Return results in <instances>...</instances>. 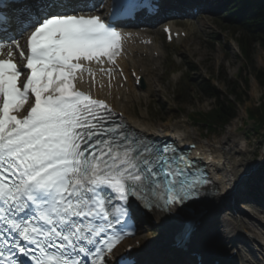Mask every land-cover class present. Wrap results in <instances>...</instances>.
<instances>
[{
  "label": "snow or ice",
  "instance_id": "snow-or-ice-1",
  "mask_svg": "<svg viewBox=\"0 0 264 264\" xmlns=\"http://www.w3.org/2000/svg\"><path fill=\"white\" fill-rule=\"evenodd\" d=\"M0 5V55L9 45L0 59V223L13 234L0 236V264H107L134 208L193 207L209 183L176 149L145 143L104 100L76 88L81 62L115 63L122 50L111 15L142 5L113 0L107 20L74 0ZM25 34L21 88L10 45L20 49Z\"/></svg>",
  "mask_w": 264,
  "mask_h": 264
},
{
  "label": "rangeland",
  "instance_id": "rangeland-1",
  "mask_svg": "<svg viewBox=\"0 0 264 264\" xmlns=\"http://www.w3.org/2000/svg\"><path fill=\"white\" fill-rule=\"evenodd\" d=\"M224 1L211 0L210 9H213L211 14H202L194 20L176 24L177 27L186 32V39L170 46L161 44L164 55L160 60L161 66L158 65V62L148 64L152 70L149 83L151 85L153 83V88L150 89L147 95H145L146 92L140 93V95H145V97L139 96V99H134L130 103L133 106L129 105V108L126 109L127 111L129 110L128 113L132 115L135 121L154 128L169 123L177 124L179 126L178 129L181 131L184 130L191 133L194 131L195 140L216 143L220 141L226 142L232 136H234L235 140L240 136L243 137L247 144V152L242 156L244 162L242 163L241 160V163L245 169L247 167L250 168L253 162H259L261 158H264L262 138L253 133L249 123L245 124L246 108L256 105L264 98V89L259 87L253 78V72H251L253 69H259L264 73V50L253 44L249 49L252 67L250 69L244 67L245 64L240 58L236 47L238 45L236 41L238 36L231 35L230 29L224 23L225 19L222 17ZM151 32L159 34L158 29H153ZM143 63L146 65L145 61ZM154 64L158 67L155 71L153 70ZM190 70L191 72L189 73ZM173 72H179L181 75L174 82L169 79V74ZM204 79H211L222 93L226 89L227 82H237L241 89H245V96L243 95L242 97L244 103L240 108L237 107L236 118L227 128L217 134L206 133L203 129L194 126L187 120L188 114L207 112L213 107L214 101L212 99L192 88L193 82L198 80L200 82ZM242 79L247 80V87H245ZM131 84H133L132 81ZM184 87L188 90L185 91L186 93L180 94V90L184 89ZM178 94L179 99L176 98ZM134 96L130 99H133ZM231 127H236V130L230 135L228 130ZM221 220L222 217L220 215L214 224ZM238 221L239 219L230 220V223L235 225ZM148 233H151V235L149 234V236ZM158 234V228L151 227L147 222H141L138 225L136 238L140 239V241L144 239L159 241L161 238ZM160 234L162 235V233ZM218 246L220 251H223L221 249L226 247L220 244ZM213 247L216 246L214 245Z\"/></svg>",
  "mask_w": 264,
  "mask_h": 264
},
{
  "label": "bare ground",
  "instance_id": "bare-ground-1",
  "mask_svg": "<svg viewBox=\"0 0 264 264\" xmlns=\"http://www.w3.org/2000/svg\"><path fill=\"white\" fill-rule=\"evenodd\" d=\"M180 5V3H179ZM95 13V12H94ZM21 45L22 43L19 42ZM133 53L130 55V64L132 65H142L137 60V54ZM13 58H15L13 56ZM140 67V66H139ZM129 81V80H128ZM135 86L131 84V79L128 82L127 86L122 89H117V93L114 94L112 99L113 105L118 109V111L126 117L128 115L127 107L121 108L120 104L116 101L117 96H121V102L125 99L132 98L135 94ZM128 94V97L126 96ZM132 94V95H131ZM127 123L134 129L139 130L145 134L156 137H166L171 136L179 138L181 144H188L192 147V154L197 156V158L203 160L208 169L214 173L215 186L219 191V195L216 196L212 201L207 205V215L203 219L202 226L197 233L201 232L202 235L192 243V248L197 247L200 244H203L204 256L206 259H213L217 256L223 255V251H220L218 244L228 247L230 244V239H234L236 235L240 232L244 241L249 242L257 252V259L261 263L255 264H264V215L259 212L251 211L252 216L256 219L255 221L249 217H245L244 220L236 216L230 217V214H227L228 210H225L226 205L229 201H225L226 194L232 190V187L240 173H247L249 169L244 172H240L242 168V163L239 156L243 153V149L238 147V143L234 139V136L230 140L220 141V142H210V141H201L195 140V134L181 131L177 124L165 123L160 127L154 128L148 125H145L141 122L135 121L133 118L128 117ZM234 126V125H233ZM181 128V127H180ZM236 130V127H231L228 130V134L231 135L233 131ZM149 132V133H148ZM229 137V136H228ZM241 137V136H240ZM237 174V176H236ZM264 177V176H263ZM245 178L242 180V182ZM243 189V183L237 188V192L233 195L234 198H237L243 194L241 191ZM261 207V206H259ZM221 208V209H220ZM240 209H243L241 206ZM225 211V212H223ZM173 210L171 211V213ZM222 213L223 216H222ZM183 216L186 218L189 215V218L194 214L192 210H186L182 212ZM222 217L220 224V231L211 230L212 224L217 219V217ZM239 219L238 223L235 225L230 223V220ZM149 221L156 224L158 228V236L160 235V240L155 241L152 239H144L140 241L138 247L133 248V255L139 256L142 260H145L152 264H180L184 262L182 257L177 258L176 260H171L170 256L167 255L168 245L171 243V240L175 238L182 226L183 221L172 216H166L161 213H155L150 215ZM154 226V225H153ZM160 231V232H159ZM162 233V235L160 234ZM151 233H148V235ZM149 235V236H150ZM137 240V239H136ZM200 240V242H199ZM136 242V241H135ZM135 245L134 240L124 247L121 246L118 252L120 253L126 246L129 244ZM216 247H213V246ZM224 248V247H223ZM223 248L221 250H223ZM231 254V252L229 253ZM171 260V261H170ZM192 264L194 261L192 258L189 259ZM177 261V262H175Z\"/></svg>",
  "mask_w": 264,
  "mask_h": 264
},
{
  "label": "trees",
  "instance_id": "trees-1",
  "mask_svg": "<svg viewBox=\"0 0 264 264\" xmlns=\"http://www.w3.org/2000/svg\"><path fill=\"white\" fill-rule=\"evenodd\" d=\"M228 26L233 34H238L236 39L246 64L251 65L249 49L257 43L264 50V0H235L227 9ZM253 78L259 87L264 89V73L261 70H252ZM247 87L246 79H242ZM205 96L214 100L213 108L205 113H191V122L209 134L222 131L230 121L235 118L238 106L244 103L245 89H241L237 82L226 83V93L222 94L212 86L209 81L201 80L194 85ZM233 97V101L229 99ZM250 118L264 129V100L259 105L251 106L248 110Z\"/></svg>",
  "mask_w": 264,
  "mask_h": 264
}]
</instances>
